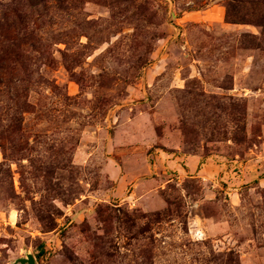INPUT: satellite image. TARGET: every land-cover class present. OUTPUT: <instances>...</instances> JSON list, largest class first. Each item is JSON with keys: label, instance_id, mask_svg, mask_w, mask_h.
<instances>
[{"label": "rangeland", "instance_id": "rangeland-1", "mask_svg": "<svg viewBox=\"0 0 264 264\" xmlns=\"http://www.w3.org/2000/svg\"><path fill=\"white\" fill-rule=\"evenodd\" d=\"M263 14L0 0V264H264Z\"/></svg>", "mask_w": 264, "mask_h": 264}, {"label": "trees", "instance_id": "trees-1", "mask_svg": "<svg viewBox=\"0 0 264 264\" xmlns=\"http://www.w3.org/2000/svg\"><path fill=\"white\" fill-rule=\"evenodd\" d=\"M260 3L262 5V8L264 9V0H260ZM231 6V8H230ZM227 16L230 19L229 21L231 22H246L244 15L241 14L240 9L236 8V5L233 2H229L227 6ZM258 23L263 26V31H264V14L258 19ZM10 27L11 25L8 24ZM15 30V28H13ZM18 30H16V33ZM4 69V68H3ZM7 72L9 71V66H6Z\"/></svg>", "mask_w": 264, "mask_h": 264}, {"label": "water", "instance_id": "water-1", "mask_svg": "<svg viewBox=\"0 0 264 264\" xmlns=\"http://www.w3.org/2000/svg\"><path fill=\"white\" fill-rule=\"evenodd\" d=\"M21 262L22 263L28 262V263L33 264L34 263L33 256L31 254H29L28 258L27 259H21Z\"/></svg>", "mask_w": 264, "mask_h": 264}, {"label": "crops", "instance_id": "crops-1", "mask_svg": "<svg viewBox=\"0 0 264 264\" xmlns=\"http://www.w3.org/2000/svg\"><path fill=\"white\" fill-rule=\"evenodd\" d=\"M194 160H195V159L193 158V159H191V160L188 162V164H190V167L192 166V162H193ZM202 170H203V169H202ZM190 171H191V173H192V172H194L195 170H194V168H193V169L191 168Z\"/></svg>", "mask_w": 264, "mask_h": 264}]
</instances>
